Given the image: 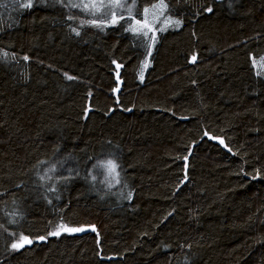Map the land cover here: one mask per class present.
<instances>
[{
    "label": "trees",
    "instance_id": "obj_1",
    "mask_svg": "<svg viewBox=\"0 0 264 264\" xmlns=\"http://www.w3.org/2000/svg\"><path fill=\"white\" fill-rule=\"evenodd\" d=\"M162 1L141 78L130 18L0 0V264H264V0Z\"/></svg>",
    "mask_w": 264,
    "mask_h": 264
},
{
    "label": "rangeland",
    "instance_id": "obj_2",
    "mask_svg": "<svg viewBox=\"0 0 264 264\" xmlns=\"http://www.w3.org/2000/svg\"><path fill=\"white\" fill-rule=\"evenodd\" d=\"M70 3L73 8L83 11L89 19L94 22H102L106 26H112L120 21H126L127 18L131 19L132 24L129 26L130 32L135 35L143 36L145 38L144 41L150 43H147L149 48L148 54L142 63V78L144 72L149 67L150 56L157 42L158 35L168 29L178 28L181 24L179 20L169 16L167 5L162 0L151 6L145 7L140 12V17L136 16L138 14L139 0H70ZM255 64L257 68L260 67L264 71V57L257 60ZM108 163L107 161L106 164ZM113 165L115 164L111 162L105 165L104 168L99 166L95 171L101 184L103 182V177L104 182H107L109 179L110 191L115 190L116 185L119 183L117 167L115 165L113 169ZM58 172L59 169H56L55 174ZM105 172H107L106 175ZM55 174L53 176V184L56 186L59 183H63L64 180L59 179ZM59 232L73 233L74 231H65L61 228Z\"/></svg>",
    "mask_w": 264,
    "mask_h": 264
},
{
    "label": "snow or ice",
    "instance_id": "obj_3",
    "mask_svg": "<svg viewBox=\"0 0 264 264\" xmlns=\"http://www.w3.org/2000/svg\"><path fill=\"white\" fill-rule=\"evenodd\" d=\"M26 6H30V5H26ZM69 79H72V77H68ZM141 78H142V76H141ZM221 143H223V141H221ZM186 159V158H185ZM109 163H111V162H109ZM115 168V165H113V169ZM61 228H63V230H65V231H81L82 229H72V228H67L66 226H60ZM53 235H58L59 234V232H55V233H52ZM26 239V238H25ZM29 243H30V241H28ZM20 246H22V245H20ZM13 247L15 248V247H18V245H16V244H14L13 245Z\"/></svg>",
    "mask_w": 264,
    "mask_h": 264
},
{
    "label": "water",
    "instance_id": "obj_4",
    "mask_svg": "<svg viewBox=\"0 0 264 264\" xmlns=\"http://www.w3.org/2000/svg\"><path fill=\"white\" fill-rule=\"evenodd\" d=\"M196 59H194L193 61H195ZM120 87H121V85H120ZM120 87H119V89L115 92V95H118L119 93H120V91H121V89H120ZM186 161V166H185V168H186V172L188 171V166H189V162H188V160H185ZM30 243H31V241H30Z\"/></svg>",
    "mask_w": 264,
    "mask_h": 264
},
{
    "label": "bare ground",
    "instance_id": "obj_5",
    "mask_svg": "<svg viewBox=\"0 0 264 264\" xmlns=\"http://www.w3.org/2000/svg\"><path fill=\"white\" fill-rule=\"evenodd\" d=\"M185 175H187V172H185Z\"/></svg>",
    "mask_w": 264,
    "mask_h": 264
}]
</instances>
